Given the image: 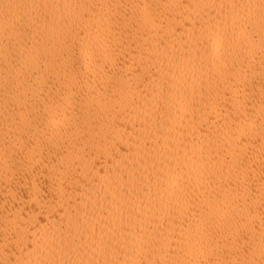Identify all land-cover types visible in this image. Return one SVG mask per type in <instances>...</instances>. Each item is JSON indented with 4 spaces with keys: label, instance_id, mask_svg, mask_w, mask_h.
Returning <instances> with one entry per match:
<instances>
[{
    "label": "bare ground",
    "instance_id": "6f19581e",
    "mask_svg": "<svg viewBox=\"0 0 264 264\" xmlns=\"http://www.w3.org/2000/svg\"><path fill=\"white\" fill-rule=\"evenodd\" d=\"M0 264H264V0H0Z\"/></svg>",
    "mask_w": 264,
    "mask_h": 264
}]
</instances>
